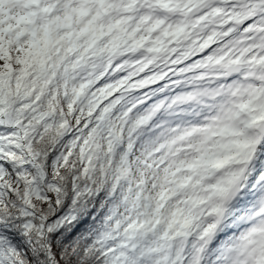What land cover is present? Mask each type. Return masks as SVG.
I'll list each match as a JSON object with an SVG mask.
<instances>
[{"label":"snow or ice","instance_id":"1","mask_svg":"<svg viewBox=\"0 0 264 264\" xmlns=\"http://www.w3.org/2000/svg\"><path fill=\"white\" fill-rule=\"evenodd\" d=\"M0 264H264V0H0Z\"/></svg>","mask_w":264,"mask_h":264}]
</instances>
